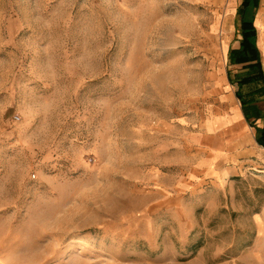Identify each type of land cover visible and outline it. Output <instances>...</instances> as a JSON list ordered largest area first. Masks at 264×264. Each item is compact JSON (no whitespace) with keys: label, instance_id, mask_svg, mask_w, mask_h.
<instances>
[{"label":"rangeland","instance_id":"rangeland-1","mask_svg":"<svg viewBox=\"0 0 264 264\" xmlns=\"http://www.w3.org/2000/svg\"><path fill=\"white\" fill-rule=\"evenodd\" d=\"M242 1L0 0V264H264V149L191 172Z\"/></svg>","mask_w":264,"mask_h":264},{"label":"crops","instance_id":"crops-1","mask_svg":"<svg viewBox=\"0 0 264 264\" xmlns=\"http://www.w3.org/2000/svg\"><path fill=\"white\" fill-rule=\"evenodd\" d=\"M256 15L257 12L254 19L257 27ZM257 29L259 32L258 46L264 60L263 50L259 45L260 29L258 27ZM230 94L232 93L228 95ZM232 95L234 96V94ZM232 107V104H230V111L226 115L219 114L208 118L206 135L207 155L205 159L199 161L192 168L191 172L195 177L200 179L225 178L238 168L237 165L241 160L244 159V162H246L247 159V162H249L251 157L260 154V148L264 149L257 142V131L255 130L254 133L250 131L251 127L249 125L251 124L248 122L241 104H239V112L237 114L232 112Z\"/></svg>","mask_w":264,"mask_h":264},{"label":"trees","instance_id":"trees-1","mask_svg":"<svg viewBox=\"0 0 264 264\" xmlns=\"http://www.w3.org/2000/svg\"><path fill=\"white\" fill-rule=\"evenodd\" d=\"M260 5L261 0H243L238 9L241 38L239 46L229 50V64L252 69L246 73L238 71L234 77L229 73V79L237 85L236 96L248 122L256 128L257 142L264 147V65L258 46V29L254 23ZM250 85H254V88L245 93L244 88ZM259 100L263 102V107L258 105ZM258 120H262V126L256 124Z\"/></svg>","mask_w":264,"mask_h":264},{"label":"bare ground","instance_id":"bare-ground-1","mask_svg":"<svg viewBox=\"0 0 264 264\" xmlns=\"http://www.w3.org/2000/svg\"><path fill=\"white\" fill-rule=\"evenodd\" d=\"M261 38V37H260ZM259 45H260V47L262 48L264 45H263V43H262V41H259ZM264 51V50H263ZM232 98V97H231ZM233 99V98H232ZM236 111V110H235Z\"/></svg>","mask_w":264,"mask_h":264},{"label":"flooded vegetation","instance_id":"flooded-vegetation-1","mask_svg":"<svg viewBox=\"0 0 264 264\" xmlns=\"http://www.w3.org/2000/svg\"><path fill=\"white\" fill-rule=\"evenodd\" d=\"M252 68L251 67H248V68H246V71H250Z\"/></svg>","mask_w":264,"mask_h":264}]
</instances>
